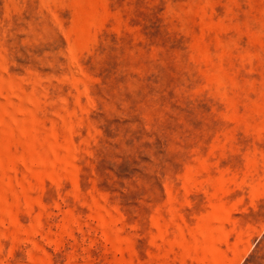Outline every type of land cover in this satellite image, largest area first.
Segmentation results:
<instances>
[{"label": "rangeland", "instance_id": "374dc122", "mask_svg": "<svg viewBox=\"0 0 264 264\" xmlns=\"http://www.w3.org/2000/svg\"><path fill=\"white\" fill-rule=\"evenodd\" d=\"M0 264H264V0H0Z\"/></svg>", "mask_w": 264, "mask_h": 264}]
</instances>
